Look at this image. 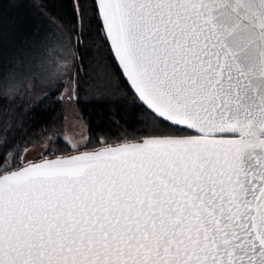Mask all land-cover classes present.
<instances>
[{
  "label": "snow or ice",
  "instance_id": "obj_1",
  "mask_svg": "<svg viewBox=\"0 0 264 264\" xmlns=\"http://www.w3.org/2000/svg\"><path fill=\"white\" fill-rule=\"evenodd\" d=\"M8 3L60 57L34 104L66 85L53 112L83 93L101 119L53 147L63 107L17 139L23 97H0V264H264V0H70L67 32ZM6 12L0 75L25 23Z\"/></svg>",
  "mask_w": 264,
  "mask_h": 264
},
{
  "label": "trees",
  "instance_id": "obj_2",
  "mask_svg": "<svg viewBox=\"0 0 264 264\" xmlns=\"http://www.w3.org/2000/svg\"><path fill=\"white\" fill-rule=\"evenodd\" d=\"M40 2H44L48 4V9H51L50 15H52L53 19L56 20V22H58L61 25V27L64 28L65 32H67L68 29H67V25L65 24V21L61 20L57 15V13H60L66 19L70 18V6H69L70 0H37V3ZM0 3L6 4L7 15L11 17L20 16L25 19V23L23 24V26L17 30L16 37H18L19 32L25 33L26 37H32L33 35L32 24L29 23L30 22L34 23V19L37 20L40 18L38 15V11L31 8L29 5H25L24 7H20V8H14L10 5V3H8V0H0ZM48 9H44V11H48ZM97 44H99V41H97ZM3 50L4 52L9 51L11 54V57H9L7 60H4V65H7V63L10 62V66H11L12 58L15 55V52L18 50L16 43H14V47L13 45L5 43L3 45ZM6 74L7 71L3 74V77ZM52 87L55 88V85H53ZM63 88H64L63 85H61L59 89L54 92L53 95H49L47 100H44L43 103H40L38 105L34 104V100L39 99L44 94L48 93L49 90H47L46 92L45 91L37 92L38 94H40L37 97H30L28 95L23 94L24 92L21 89H19L18 91L0 89V97L4 96L5 94L9 96H12L13 94H19L23 97L24 100L25 107L19 109L12 117V119L8 122L11 126L12 135L17 139L27 137L31 133L38 131V125L42 119H44L49 115H59L62 111L63 106L59 103L55 104V111L53 112L52 108L50 107V102L54 101L56 96H59L61 93L64 92L65 89L63 90ZM121 88L123 89V85H121ZM88 99L89 98L82 93L81 102L79 104L75 103V105L81 116L84 118L85 123H87L90 120L92 121L93 126H95L96 123H98L99 120L101 119L98 113L99 106L88 103L87 102ZM16 103L20 104L21 101L17 100ZM8 104H9L8 100L0 99V108H6ZM29 105L33 106V110L30 113L26 114L25 109L28 108ZM12 107L15 108L16 105H12ZM0 116H2V113H0ZM61 120L65 121V107H63V115L61 116ZM64 131H65V127L62 129L57 128L55 131L49 132L47 134L53 139L59 137L57 144L53 145V147L63 145V142L67 140L64 137ZM68 143L71 144L69 141Z\"/></svg>",
  "mask_w": 264,
  "mask_h": 264
},
{
  "label": "rangeland",
  "instance_id": "obj_3",
  "mask_svg": "<svg viewBox=\"0 0 264 264\" xmlns=\"http://www.w3.org/2000/svg\"><path fill=\"white\" fill-rule=\"evenodd\" d=\"M40 19V18H39ZM39 19H34V22H38ZM58 23V22H57ZM29 24H33L30 22ZM59 24V23H58ZM60 25V24H59ZM61 26V25H60ZM33 34V30H32ZM32 37H26L25 33L19 32L18 37L15 38L14 43H16L18 50L15 52V62L7 63L4 65L5 72L7 74L3 77L0 76V89L16 90L21 89L25 94L30 97H37L40 94L37 92L49 90L48 85H41L38 81L32 78V74L38 72L41 59L44 56H52L56 60H59L60 57L56 54V51L49 49L47 52L35 48L32 44ZM8 44V43H7ZM7 52V51H5ZM4 52V60H7L11 57L10 52ZM11 61V60H10ZM10 66V67H9ZM64 80H67V76L61 77ZM31 85V89L29 86ZM55 85V82H53ZM52 85V86H53ZM63 90L66 85H63ZM44 92V93H45ZM75 111V114H74ZM78 117H81L75 103L65 107V131L64 137L72 144L76 143L80 139L81 132L84 131V128H77L75 125L77 123ZM85 123V121H84Z\"/></svg>",
  "mask_w": 264,
  "mask_h": 264
}]
</instances>
